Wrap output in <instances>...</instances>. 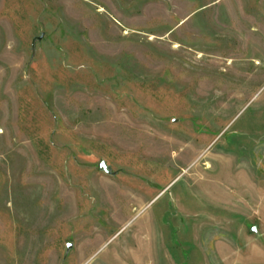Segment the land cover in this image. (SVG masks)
Returning a JSON list of instances; mask_svg holds the SVG:
<instances>
[{
  "label": "rangeland",
  "instance_id": "1",
  "mask_svg": "<svg viewBox=\"0 0 264 264\" xmlns=\"http://www.w3.org/2000/svg\"><path fill=\"white\" fill-rule=\"evenodd\" d=\"M0 264H264V0H0Z\"/></svg>",
  "mask_w": 264,
  "mask_h": 264
},
{
  "label": "water",
  "instance_id": "2",
  "mask_svg": "<svg viewBox=\"0 0 264 264\" xmlns=\"http://www.w3.org/2000/svg\"><path fill=\"white\" fill-rule=\"evenodd\" d=\"M41 36H42V35H41ZM41 36L39 37V39L41 38ZM99 168H100L101 170H103V171L108 172V167L106 166V164H105L104 161H101V162H100V164H99ZM252 230L255 231L254 228H253ZM70 246H71V244L69 243V244L67 245V247L69 248Z\"/></svg>",
  "mask_w": 264,
  "mask_h": 264
}]
</instances>
